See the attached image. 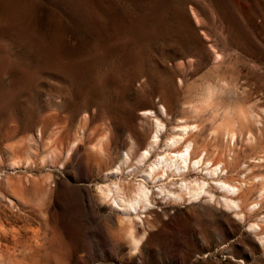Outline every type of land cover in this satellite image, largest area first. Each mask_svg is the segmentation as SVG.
Here are the masks:
<instances>
[{"label": "rangeland", "instance_id": "rangeland-1", "mask_svg": "<svg viewBox=\"0 0 264 264\" xmlns=\"http://www.w3.org/2000/svg\"><path fill=\"white\" fill-rule=\"evenodd\" d=\"M156 122L150 160L187 138L201 162L149 183L130 222L104 188L133 195L141 176L111 172ZM189 180L215 201L162 191ZM255 223L264 234V0H0V264H264Z\"/></svg>", "mask_w": 264, "mask_h": 264}, {"label": "bare ground", "instance_id": "bare-ground-1", "mask_svg": "<svg viewBox=\"0 0 264 264\" xmlns=\"http://www.w3.org/2000/svg\"><path fill=\"white\" fill-rule=\"evenodd\" d=\"M200 102H201V105L194 107V109L196 111L198 109H200V107L201 108L205 107L209 103L208 98L204 97V96L202 97ZM214 108L215 109H212V110H214L215 112L221 111L220 109H223L225 111L224 113L227 114V113H229V110L231 108L234 109V106L229 104V102L228 103L227 102H225V103H223V102L219 103L218 102V105H216V107H214ZM235 110H236V108L233 111H235ZM214 111H212V112H214ZM156 124L158 125V128L156 129V131H155V133L153 135V138L151 139L152 142L150 141L151 143H148L149 146L146 149H144L145 147H143L144 150L141 153H139L140 155L136 158V160L133 163H131V160H132L131 155H130L131 153H128L126 151L127 153L124 155L122 162L120 161L121 164L117 168H115V170H113L111 172L112 175H117L119 173H125L126 172L128 175H130V174H132V175L139 174L141 176V178H142L141 180L142 181L139 184L137 183L138 184L137 187L135 186V191L134 192L132 191L133 195L129 197V196H127L125 194L124 185L121 184V182H118V181L117 182H113L112 181L113 183L111 184V186H107L105 184L107 186V188L106 187L104 188L105 191H104L103 199L104 200L105 199H110V202H109L110 207L112 209H115V210L121 212L122 214H124L129 219V221H130V218H131V216H130L131 214H135V216L137 218H140V216H138V213H137L139 210H145L146 208L152 207L151 201H150V194H152V193H151V190L149 188V186H150L149 183H152L155 180L161 181L163 179H166L170 175L177 174L178 172L180 173L182 171V169H184V168L189 169L190 166H195L199 162H201V158L194 157L195 149H194L193 142L191 140H189V141L186 140L187 138L184 140V142H187L186 145H184L185 148L181 149L182 148L181 147V148H179V149H181V151L172 152V153L170 151V148L172 146H174L175 143L171 142V141L166 143V141H165L166 145L164 143V146H167V152L164 153V154L160 153V155L157 154L158 156L157 157L155 156L156 158H154L153 160H150L152 155H153L152 152L156 151L157 147L159 146L158 145V140L160 139V137H159V131H160L159 126H160V123L156 122ZM226 135L230 136L233 139L235 134H234V132L229 131V129H228L226 131ZM181 136H182V134H181ZM178 137H180V135ZM183 137H185V136L183 135ZM180 138H182V137H180ZM180 140L177 139V141L181 142L182 140L181 141ZM215 170H216V167H215V169L210 171V174H212V173L214 174ZM204 185H205L204 182L202 184H199L197 181L192 183L191 180H189V182L187 181L185 183H182V185H179L180 186V190L178 189L179 192L167 191V189L165 190V188L162 189V191L166 195L172 196L174 199H178V200L184 198L183 193L185 191L188 194V197L190 198V201H195V202L196 201L197 202L200 201V203H201V201H202L201 197L203 195H206L207 192H208V191L206 192L204 190ZM219 185L224 187L227 191H232V192H234L236 194L237 193L239 194V192H240V188L237 187V186H231L230 184H227V183H224V182H221ZM208 195H209V197H207L206 199L209 202L215 201L216 198H215L214 194H207L206 196H208ZM189 198H188V200H189ZM219 202L222 205H224L225 207H227V208H232V209L239 208L238 201L236 199H234V198L223 196V197L220 198ZM237 217H239L240 219H243V213L238 214ZM251 229L256 233V235H259V237L261 239V243H262V245L264 247V234L261 233V226L259 224L255 223V224L251 225ZM140 242L141 241H140L139 238H134V241H133L134 249L137 247V245Z\"/></svg>", "mask_w": 264, "mask_h": 264}]
</instances>
